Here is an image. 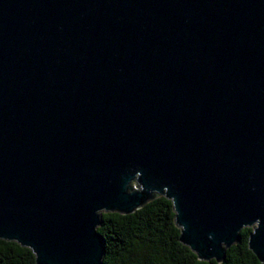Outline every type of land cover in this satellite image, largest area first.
Here are the masks:
<instances>
[{"label":"water","instance_id":"1","mask_svg":"<svg viewBox=\"0 0 264 264\" xmlns=\"http://www.w3.org/2000/svg\"><path fill=\"white\" fill-rule=\"evenodd\" d=\"M156 196L264 262V0H0V239L103 264L101 214Z\"/></svg>","mask_w":264,"mask_h":264},{"label":"trees","instance_id":"2","mask_svg":"<svg viewBox=\"0 0 264 264\" xmlns=\"http://www.w3.org/2000/svg\"><path fill=\"white\" fill-rule=\"evenodd\" d=\"M103 236V264H264L249 249L251 227L226 249L221 262L200 260L179 241L171 200L156 196L129 214L103 212L96 228ZM0 264H35L32 251L15 241L0 239Z\"/></svg>","mask_w":264,"mask_h":264}]
</instances>
